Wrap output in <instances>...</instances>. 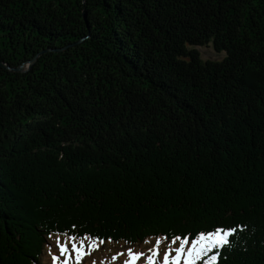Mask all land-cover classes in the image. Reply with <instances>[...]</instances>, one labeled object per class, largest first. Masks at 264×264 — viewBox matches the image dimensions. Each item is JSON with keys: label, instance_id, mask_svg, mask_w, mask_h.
I'll list each match as a JSON object with an SVG mask.
<instances>
[{"label": "trees", "instance_id": "1", "mask_svg": "<svg viewBox=\"0 0 264 264\" xmlns=\"http://www.w3.org/2000/svg\"><path fill=\"white\" fill-rule=\"evenodd\" d=\"M0 62V264L236 225L264 264V0H0Z\"/></svg>", "mask_w": 264, "mask_h": 264}, {"label": "snow or ice", "instance_id": "2", "mask_svg": "<svg viewBox=\"0 0 264 264\" xmlns=\"http://www.w3.org/2000/svg\"><path fill=\"white\" fill-rule=\"evenodd\" d=\"M240 228V225H236L234 227H215L211 230H201L199 231L194 238L191 239L190 245L188 244V237H180L175 236L172 238L171 243L179 242V246L171 249L174 252V255H169V249L166 248L163 251L162 264H196V261L201 260L202 257H207L203 260V264H216L217 258L220 255V250L227 246L231 247V243L229 237L235 234L237 229ZM89 240L88 245H84L83 239L77 242L74 236L67 237V244H62L60 238H56V247L59 250L61 256H65L67 258L68 244L71 246V251L75 253V258L77 262L80 261L82 256L86 254L85 248L88 250H94L92 241L93 239L99 238H91L87 237ZM161 238H157L155 244L151 249H149V254L145 257V264H154L155 258L158 254L159 245L161 244ZM99 243H103V240H99ZM147 243V241H146ZM187 245V247H186ZM171 248V245H169ZM216 251L208 255L212 250ZM127 259L124 261V264H136V261L140 259L141 256H144L142 252H133L132 249H127ZM121 254H116L112 258L116 259V256ZM58 257L56 255H52L53 264H55ZM93 264H96L94 261Z\"/></svg>", "mask_w": 264, "mask_h": 264}, {"label": "rangeland", "instance_id": "3", "mask_svg": "<svg viewBox=\"0 0 264 264\" xmlns=\"http://www.w3.org/2000/svg\"><path fill=\"white\" fill-rule=\"evenodd\" d=\"M199 52L203 60H208V59L216 60V59H221L223 57L222 53L215 52L211 46L199 47ZM28 67H29L28 64H26L25 68H28ZM57 237L60 238V241L62 244H67V236L59 235V234H51L49 235V238L46 244L47 251H49V253L57 254L56 256L58 257V259L56 261L66 260L67 262L66 264H93L94 261L96 262V264H119L120 262H124L128 258L126 253H127V249L129 248L132 249L134 253L135 252L144 253V256H141L140 259L137 260L136 264H138L141 261H143L142 264H145V257L149 254V249H151L156 242V241L154 242L149 241L147 242V245H146V241H145L142 244L143 245L142 249H140V247H136V246L127 247V245H124V244H117V243L114 244L108 241H104L103 243H97L96 241H92L94 250H88L87 248H85L86 254H84L82 258L80 259V261L77 262L75 258V253L71 251L70 244L67 245L68 246L67 258H65V256L63 257L60 255L59 250L56 247ZM84 240H83L84 245L85 246L88 245L89 240L86 238H84ZM79 241L80 240H77V242ZM169 245H171V248H169ZM178 246H179V243L177 242L173 244V243H166L165 241H162L161 244L159 245L158 254L155 258L157 261L155 264L162 263V259L159 260V258L160 257L163 258V251L166 248H169V255L171 256V255H174V252L171 249H174L175 247H178ZM118 253L121 255L116 256V259L113 260L112 257ZM44 256H45V259L49 261L50 257L46 253L44 254ZM206 258L207 257H202L201 260L196 261V264H203V260ZM50 262L51 263L53 262L52 259L50 260ZM58 264H63V262L59 261Z\"/></svg>", "mask_w": 264, "mask_h": 264}, {"label": "water", "instance_id": "4", "mask_svg": "<svg viewBox=\"0 0 264 264\" xmlns=\"http://www.w3.org/2000/svg\"><path fill=\"white\" fill-rule=\"evenodd\" d=\"M32 62H33V61H28V62H26V63H23V64L19 65L18 67L12 68V69H10L8 66L2 64L1 62H0V65H1V66H4V67L7 68V69H10V70L16 71V72H23L24 70H26L25 65L28 64V66H30V64H31Z\"/></svg>", "mask_w": 264, "mask_h": 264}, {"label": "bare ground", "instance_id": "5", "mask_svg": "<svg viewBox=\"0 0 264 264\" xmlns=\"http://www.w3.org/2000/svg\"><path fill=\"white\" fill-rule=\"evenodd\" d=\"M73 256H74V254H73ZM124 262H120L119 264H123Z\"/></svg>", "mask_w": 264, "mask_h": 264}]
</instances>
